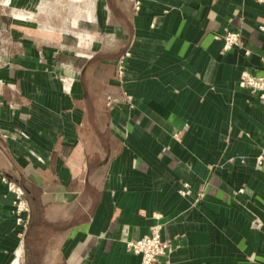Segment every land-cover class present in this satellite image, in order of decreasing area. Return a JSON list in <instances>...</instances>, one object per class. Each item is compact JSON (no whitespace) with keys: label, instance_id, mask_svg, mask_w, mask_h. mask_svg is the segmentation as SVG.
I'll use <instances>...</instances> for the list:
<instances>
[{"label":"crops","instance_id":"obj_1","mask_svg":"<svg viewBox=\"0 0 264 264\" xmlns=\"http://www.w3.org/2000/svg\"><path fill=\"white\" fill-rule=\"evenodd\" d=\"M11 1L0 5V264H140L127 242L153 225L170 242L159 264H264V103L238 86L261 73L264 4L141 0L135 13L132 0H89L76 41L38 23L44 0ZM225 30L240 49L223 50ZM3 177L26 192V229Z\"/></svg>","mask_w":264,"mask_h":264},{"label":"built area","instance_id":"obj_2","mask_svg":"<svg viewBox=\"0 0 264 264\" xmlns=\"http://www.w3.org/2000/svg\"><path fill=\"white\" fill-rule=\"evenodd\" d=\"M8 1V2H6ZM258 3L264 4V0H257ZM133 10L139 13L141 10V0H132ZM2 7L9 5V0L1 1ZM223 42L224 51H232L242 47L241 34L235 31L225 30L222 35L218 37ZM130 57V52L127 51L122 55L118 61L116 69V77L122 81L125 70L126 62ZM261 73L252 74L249 71H243L238 80L239 88L250 91L256 95L258 99L264 103V57L261 59ZM4 83L0 81V88ZM109 104L116 103L117 99L113 97L108 98ZM264 165V144L261 154L256 159V166L261 167ZM6 184L8 191L13 195V213L16 217L17 225L23 229L28 228L31 219V207L26 196L24 188L15 181L9 180L5 177L2 178ZM185 193L184 191H182ZM127 249L129 252L140 257V264H159L160 258L164 257L169 249L170 242L162 237V226L153 225L150 228V233L136 241H128Z\"/></svg>","mask_w":264,"mask_h":264},{"label":"rangeland","instance_id":"obj_3","mask_svg":"<svg viewBox=\"0 0 264 264\" xmlns=\"http://www.w3.org/2000/svg\"><path fill=\"white\" fill-rule=\"evenodd\" d=\"M89 0H44V5H45V10H44V14H42V16H40V19L38 20V23L43 26L47 25L49 22V25L51 26L53 23L54 24H60L63 26V24H65V26H68L67 28H70L69 30L71 31V33H69V35L71 37H73L76 41H78L77 35L80 34L83 30L78 29L79 25L81 24L82 27V23L85 24L86 22V18L84 16V9H85V5L87 4ZM8 2V1H6ZM11 0H9V5L5 6V10L7 13H9L10 11V7H14L12 5ZM97 5V0H92V4ZM60 4H62L61 6L65 5V7L63 8V10L66 13H69V16H61V15H57L55 13L56 10L53 9V7L57 8V9H61ZM55 5V6H54ZM69 7V8H68ZM30 8V9H29ZM27 9L24 8V10H20L18 8V13H21L22 16H20L23 20L28 21L29 19V13H31V9L32 7H29ZM90 17V16H89ZM90 19H92V16L90 17ZM55 21V22H54ZM57 21V22H56ZM88 24V23H86ZM72 25H77L76 28H71ZM72 32H74L75 35L72 34ZM103 36V35H102ZM110 36V34H109ZM97 37H99V35H97ZM108 41V40H107ZM109 43H111L110 41H108ZM110 49H113L114 46L110 47ZM76 49L77 51V55L80 56H84L87 54L83 52V46H77Z\"/></svg>","mask_w":264,"mask_h":264},{"label":"bare ground","instance_id":"obj_4","mask_svg":"<svg viewBox=\"0 0 264 264\" xmlns=\"http://www.w3.org/2000/svg\"><path fill=\"white\" fill-rule=\"evenodd\" d=\"M88 37V35H86Z\"/></svg>","mask_w":264,"mask_h":264}]
</instances>
